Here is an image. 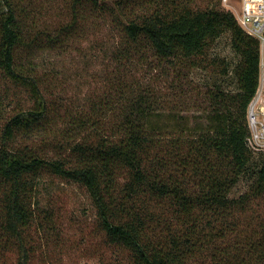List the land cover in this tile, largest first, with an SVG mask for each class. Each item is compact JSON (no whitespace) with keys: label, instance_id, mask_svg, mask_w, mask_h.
Masks as SVG:
<instances>
[{"label":"trees","instance_id":"trees-1","mask_svg":"<svg viewBox=\"0 0 264 264\" xmlns=\"http://www.w3.org/2000/svg\"><path fill=\"white\" fill-rule=\"evenodd\" d=\"M99 24L118 35L107 88L72 109L49 61ZM226 32L233 63L209 53ZM137 63L167 73L177 64L217 66L208 104L221 124L185 137L190 146L182 154L171 140L164 154L161 135L147 123L148 83L125 73ZM259 71L258 38L221 0L203 8L189 0H0V264L13 248L15 264H31L30 176L39 171L85 189L101 228L127 246L131 264H178L194 237L216 221L224 227L228 215L264 196V150L248 144L246 119ZM191 80L187 90L197 95ZM48 145L56 156L47 155ZM246 236L252 242L240 264H255L259 251L264 258V214L248 222Z\"/></svg>","mask_w":264,"mask_h":264},{"label":"rangeland","instance_id":"rangeland-1","mask_svg":"<svg viewBox=\"0 0 264 264\" xmlns=\"http://www.w3.org/2000/svg\"><path fill=\"white\" fill-rule=\"evenodd\" d=\"M189 1L191 7L203 8L210 0ZM212 2L219 3V0ZM222 6L231 10L225 4ZM52 15L56 19V10H52ZM88 35L86 39L72 44L63 55L52 57L49 61L58 75L60 96L72 109L85 105L91 98L100 96L106 90V71H112L114 65L112 55L118 40L116 29L99 24ZM209 53L211 56L226 57L231 63L236 59L227 32L212 43ZM153 59L151 57L145 62ZM164 67L148 71L145 66L137 63L128 65L129 70L125 73L131 74L130 78L148 83L147 123L156 128L151 131L161 135L162 142L165 143L164 154L173 145L171 140L177 141H173L175 145L172 148L182 154L190 146L189 141L185 142V137L196 133L205 134L206 130L221 124L214 107L211 108L208 104L211 92L207 89V84L218 77L219 72L216 71L217 66L211 65H207V69L200 66L188 69L185 65L177 64L168 73L162 71ZM191 79L196 88H200L197 95H191L187 90ZM229 87L234 88L231 83ZM255 99L256 104L252 107ZM194 102L201 105L199 109L194 107ZM222 107L224 106L219 105L217 109L225 113ZM246 119L250 132L248 144L255 151L264 150V45L261 44L259 84L249 103ZM256 132L262 135L261 139L255 138ZM45 150L47 155L54 157L58 149L48 145ZM30 178V207L34 214L31 264H131L127 246L115 242L101 228L95 207L83 187L69 178L48 171H39ZM262 214L264 196L252 200L249 211H236L233 216L228 215L226 221L230 222L224 224V227H220L216 221L205 236L194 237L189 249L182 250L178 264H240L248 256L247 241L249 246L252 242L246 236L248 222H254ZM231 221L234 223L231 224ZM218 228H224L220 235L217 234ZM260 253L259 251L256 255L257 258L252 257L257 261L255 264H264ZM4 261L5 264H15L14 248L4 252Z\"/></svg>","mask_w":264,"mask_h":264},{"label":"built area","instance_id":"built-area-1","mask_svg":"<svg viewBox=\"0 0 264 264\" xmlns=\"http://www.w3.org/2000/svg\"><path fill=\"white\" fill-rule=\"evenodd\" d=\"M221 3L230 7L239 25L264 45V0H221ZM262 135L256 132L255 138L259 140Z\"/></svg>","mask_w":264,"mask_h":264},{"label":"bare ground","instance_id":"bare-ground-1","mask_svg":"<svg viewBox=\"0 0 264 264\" xmlns=\"http://www.w3.org/2000/svg\"><path fill=\"white\" fill-rule=\"evenodd\" d=\"M257 98V97H256ZM258 99V98H257ZM256 104V99L252 102L251 106L253 107ZM254 109V108H253ZM253 117V116H252ZM253 119V118H252Z\"/></svg>","mask_w":264,"mask_h":264}]
</instances>
